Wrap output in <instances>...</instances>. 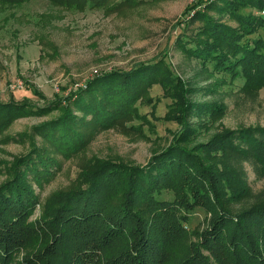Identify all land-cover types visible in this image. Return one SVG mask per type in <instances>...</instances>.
Instances as JSON below:
<instances>
[{
    "label": "trees",
    "instance_id": "1",
    "mask_svg": "<svg viewBox=\"0 0 264 264\" xmlns=\"http://www.w3.org/2000/svg\"><path fill=\"white\" fill-rule=\"evenodd\" d=\"M53 1L113 13L147 0ZM263 11L264 0H208L191 16L201 21L198 31L181 43L202 62H211L232 78L243 76L251 88L260 87L264 85V37L259 34L264 31ZM225 13L236 24L218 18ZM165 68L159 62H146L93 77L86 87L72 89L54 104L62 105L59 116L34 127L48 145L75 149L90 122L88 115L105 127L132 115L147 118L136 101L159 83L172 100L169 118L181 130L146 165L104 161L83 170L84 186L61 191L45 207L49 216L35 222L28 218L39 196L20 165H30L32 172L34 167L33 177L40 181L56 162L50 161L48 148L34 143L32 151L16 158L14 178L0 186V264H264V190L248 208L232 213L227 207V202L253 196L238 167L240 153L251 160L256 173H264V125L223 130L205 143L187 147L194 129L187 115L202 106L188 101L182 79ZM39 111L28 102L0 101V126ZM164 192L172 193L173 199L160 198ZM199 207L211 214L208 227L198 242L182 245L183 225ZM21 250L26 254L19 261Z\"/></svg>",
    "mask_w": 264,
    "mask_h": 264
},
{
    "label": "rangeland",
    "instance_id": "2",
    "mask_svg": "<svg viewBox=\"0 0 264 264\" xmlns=\"http://www.w3.org/2000/svg\"><path fill=\"white\" fill-rule=\"evenodd\" d=\"M207 1L147 0L112 13L97 8L80 10L53 0H0V101L28 102L40 109L0 126V186L14 178L16 158L32 151L34 143L48 148L50 161L56 162L40 181L34 178V167L32 172L30 165H20V172L27 173L40 200L28 220L35 222L49 216L45 207L61 191L84 186L83 170L96 168L104 161L146 165L152 155L179 135L181 126L169 118L172 100L155 83L146 96L136 101L140 114L147 118L132 115L105 127L88 115L90 122L84 125L83 139L75 149L48 145L34 127L59 116L62 105L54 104L93 77L129 70L141 63H162L182 79L188 101L202 106L197 113L189 111L187 115L194 128L185 143L189 148L223 130L264 125V85L251 88L243 76L232 78L225 70L185 51L181 43L198 31L201 21L191 16ZM209 12L216 15L214 9ZM217 16L236 24L227 13ZM259 34L264 37V31ZM72 109L82 116L80 109ZM196 152L204 155L202 149ZM240 160L238 167L245 173L253 196L227 202L232 213L250 207L264 190L263 171L256 173L243 153ZM160 198L171 200L173 195L164 192ZM210 217L204 208L191 212L190 221L183 225L186 231L182 245L198 242ZM25 254L24 250L19 252V261Z\"/></svg>",
    "mask_w": 264,
    "mask_h": 264
},
{
    "label": "built area",
    "instance_id": "3",
    "mask_svg": "<svg viewBox=\"0 0 264 264\" xmlns=\"http://www.w3.org/2000/svg\"><path fill=\"white\" fill-rule=\"evenodd\" d=\"M263 12H264V11H263ZM86 83H87V82H86ZM86 83H85V84L82 83L81 86H82V87H86ZM81 86H80V87H81Z\"/></svg>",
    "mask_w": 264,
    "mask_h": 264
}]
</instances>
